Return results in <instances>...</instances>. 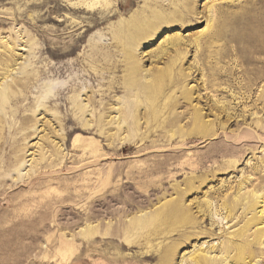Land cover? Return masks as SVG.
I'll return each instance as SVG.
<instances>
[{
	"label": "rangeland",
	"instance_id": "374dc122",
	"mask_svg": "<svg viewBox=\"0 0 264 264\" xmlns=\"http://www.w3.org/2000/svg\"><path fill=\"white\" fill-rule=\"evenodd\" d=\"M4 87L0 264H264V0H0Z\"/></svg>",
	"mask_w": 264,
	"mask_h": 264
},
{
	"label": "bare ground",
	"instance_id": "6f19581e",
	"mask_svg": "<svg viewBox=\"0 0 264 264\" xmlns=\"http://www.w3.org/2000/svg\"><path fill=\"white\" fill-rule=\"evenodd\" d=\"M7 87H4V88H1L0 90V105L2 107V102L6 99V98H9V94H8V91H7ZM65 89L69 90V87L66 86ZM137 102V101H136ZM128 103L131 104L130 102V98L128 99ZM75 105H78L77 103H74ZM137 105V103H135ZM134 104V106L136 107V105ZM79 108L82 109V106L81 104L79 105ZM128 108H129V111H131L132 109H135L134 107L131 108L130 105H128ZM132 120L133 118H135V114L133 116L130 117ZM133 124V122H132ZM233 246V243H228L226 244V250L224 249L225 247H223V249L225 250H222L221 251V254H223L221 256V259H217L216 257H206L205 255H202L200 253H193L192 255H190L188 258H187V262L189 264H221V261L222 260H226V258L228 257V254H225V253H228L229 249H231ZM233 249V248H232ZM231 251V250H230ZM206 253H208V251H206ZM248 252L244 249L240 250V252L238 253L237 257H235V261L234 264H237V262L243 258L245 256V254H247Z\"/></svg>",
	"mask_w": 264,
	"mask_h": 264
}]
</instances>
